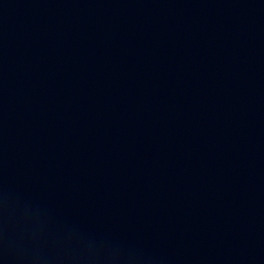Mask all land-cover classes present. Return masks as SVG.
<instances>
[{"label":"water","instance_id":"obj_1","mask_svg":"<svg viewBox=\"0 0 264 264\" xmlns=\"http://www.w3.org/2000/svg\"><path fill=\"white\" fill-rule=\"evenodd\" d=\"M0 264H132L89 0H0Z\"/></svg>","mask_w":264,"mask_h":264}]
</instances>
